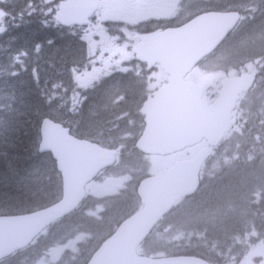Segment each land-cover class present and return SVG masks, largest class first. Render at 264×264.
Here are the masks:
<instances>
[{"label":"water","instance_id":"water-1","mask_svg":"<svg viewBox=\"0 0 264 264\" xmlns=\"http://www.w3.org/2000/svg\"><path fill=\"white\" fill-rule=\"evenodd\" d=\"M76 4L69 1L61 8L65 13ZM239 19L236 13L208 14L181 32L147 40L146 45L161 61L168 60V44L175 48L170 56L172 68L167 70L173 80L142 109L147 126L138 147L143 153L173 155L204 139L216 145L236 123L232 119L234 107L240 96L253 87L256 74L225 79L219 100L212 105H204L203 87L185 83L184 77L224 41ZM42 135L41 152H52L62 172L63 199L33 214L0 217V261L27 248L50 225L74 211L84 198L86 185L115 162L113 152L75 139L68 130L49 120L42 127ZM209 156V150L201 151L195 158L180 161L144 181L139 189L144 209L126 220L88 264H210L192 257L150 259L137 254V249L176 201L198 191L201 167Z\"/></svg>","mask_w":264,"mask_h":264},{"label":"trees","instance_id":"trees-1","mask_svg":"<svg viewBox=\"0 0 264 264\" xmlns=\"http://www.w3.org/2000/svg\"><path fill=\"white\" fill-rule=\"evenodd\" d=\"M36 2V8H39L38 0ZM41 21V15L25 16L24 20L20 22L19 28H11L9 32L0 36V68L10 70L12 55L20 50L28 52L27 72H22L17 77L0 73V141H2L0 142V216L32 213L55 204L62 196L61 176L56 170L52 156L39 154L41 122L46 118H51L55 122L70 126L68 123L70 117H62V112L57 108H51L52 106L46 101H48L47 98L54 89V85L59 82L63 83L67 79L69 69L83 67L86 61V47L79 35L70 36L71 42L68 41L66 35H63L62 45L52 47V44H48L49 34ZM37 44L42 45L39 53L35 52ZM58 48L63 53L62 62L57 67H51L48 63L51 62L53 54ZM263 55L264 47L260 56ZM33 68L37 69L39 84L33 79ZM77 118L84 126L90 127L88 122L90 117L85 110ZM73 121L76 120L73 119ZM76 134L81 139L89 136L84 132H76ZM3 136H7V138ZM8 139L9 141H7ZM2 146H6L5 148L8 150L6 149L5 152ZM252 164L240 163L239 172L244 171V174L247 175ZM235 173L234 170L232 174ZM213 181L214 183H211L212 186L209 188L211 190L210 198L201 204V217L206 223L205 227L200 230L186 228L174 230L173 228L170 231L175 234L184 233L191 238L190 243L202 248L190 253L186 250L173 253L168 247L158 249L152 243L155 233L164 234L166 232L155 229L141 247L143 255L152 257L165 256L158 255L161 253H167L169 256L189 255L206 259L212 264H219V256L213 254L211 249L219 250V239L225 238V235L229 234L234 238L241 232L239 229L219 230V222H217V217H214L215 212L219 210V178ZM206 190L205 184L202 191ZM134 196L136 198V194ZM125 206L126 209L130 207L126 204ZM117 210L120 214L125 211L124 208ZM113 215L120 216L117 213H112L110 217ZM157 243H162V241L157 240ZM98 248L99 245L91 248V253L80 258V263L86 264Z\"/></svg>","mask_w":264,"mask_h":264},{"label":"flooded vegetation","instance_id":"flooded-vegetation-1","mask_svg":"<svg viewBox=\"0 0 264 264\" xmlns=\"http://www.w3.org/2000/svg\"><path fill=\"white\" fill-rule=\"evenodd\" d=\"M66 1L68 0H52L49 6L55 9L53 14L59 11L61 4ZM77 1L81 4L75 13L78 14L79 21L86 22V25H75L70 28L56 27V34L61 36L57 40V47L62 45V35H66L70 42V36H73L70 32H75L74 36L81 37L86 47L87 59L85 67L77 68L74 71L79 77L78 83L80 84L77 95L79 99L89 102L93 100L116 101L122 104L115 109L116 113L113 116L107 117L104 114L105 118H111L120 124L122 130L120 139L122 140L119 139L116 147L122 151H126L132 146L137 148L138 140L144 131L145 119L140 113L141 108H138L161 86L170 81V76L164 71L161 64L154 62L153 56L141 53L139 60L135 49L145 38L153 34L158 35L169 30L181 29L204 14L226 11L241 14L239 25H242V31L240 35H247L249 31L246 29L253 17L264 12V9L262 11L258 9L257 2L259 0ZM223 45L218 47L211 56V58L216 57L218 69L216 78H207V73L199 69H195L187 77V81L205 87L204 99L209 103L219 99L221 90L219 52L224 47ZM62 58V50L58 48L55 52L57 65L61 64ZM191 76L200 79L206 78V82L195 80ZM238 108L239 105L234 112L235 118ZM114 139L116 141V138ZM207 147H209L208 142L203 141L188 149L184 155L192 158ZM216 148H213V151ZM110 181L117 182L118 180L110 179ZM141 208L142 204L139 203V209ZM241 259L236 264H240ZM249 260L248 263L243 264H264V254L259 258L250 257ZM0 264H13L12 258L1 261Z\"/></svg>","mask_w":264,"mask_h":264},{"label":"rangeland","instance_id":"rangeland-1","mask_svg":"<svg viewBox=\"0 0 264 264\" xmlns=\"http://www.w3.org/2000/svg\"><path fill=\"white\" fill-rule=\"evenodd\" d=\"M262 2L264 3V0H259L257 2L258 6L261 5ZM24 4L25 0H8V5L11 6V10L14 12H18ZM39 5V8H37V15H41L42 19V12L40 11L42 6L40 3ZM262 7L263 5L260 6V8ZM256 15L257 28L264 27V17L258 14ZM253 25V22H251L248 26L253 27ZM255 38L260 39L256 34ZM239 48L240 47L237 46L236 50ZM258 53L260 52L253 51L251 54L257 55ZM241 54L242 53L238 51H234L232 45L223 47L220 50L219 81L221 82L229 75L234 76L235 74L244 72L248 74L257 73L259 76L258 84L252 91V94L247 95L241 103L240 110L237 112V119L241 123L227 135V138L219 146L216 162L205 172L203 179L208 183H214L213 180L219 178V175L224 171L225 174L229 176L232 171V166L236 165L238 160H241V163H253L248 173L255 177L256 180H249L248 176L242 172L238 178L230 180L226 192H221L219 194L220 216L225 213L224 217L219 221V227H221V230L231 229V222L235 219L236 211L233 205H237L240 209L244 210L241 218L250 217L257 221H262L263 224L258 228L261 229V231H255L254 235L250 234L251 237L247 236V230L244 227L245 229H241V233L234 238L229 234L225 235V238H220L219 264H232L236 254L243 251H246L248 255L243 253L240 264L248 263L250 257L259 258L264 254V243L257 245L259 240H264V213H261L264 210V155H261L264 153V55L258 58H250L246 56L247 53H245L243 57ZM201 70L207 73V78H216L218 69L215 58L209 59L201 66ZM191 78L206 82V78L200 79L195 76ZM77 79L78 76L73 74L70 77L69 84L61 86V84L58 83L55 85L54 91H51L52 96L48 99L51 104L55 103V101L57 102L55 104L57 109L66 108L68 110L67 114L69 115L71 113H77L79 110L81 111L85 105L87 109L89 108L88 101H79L75 93L77 84H74V81ZM110 102L114 103V101ZM244 103L245 109L243 111ZM69 121L73 123L72 118H70ZM179 159H182V156L175 159L140 156L138 164L147 166L145 172L132 168L134 170L131 174H126L125 172L128 170L123 171V169L131 165L130 163L132 162H128L127 164L119 162L120 164L117 168L112 170L110 174L122 177L125 181L122 186L123 195L124 192L130 191L131 188L133 189L136 187L141 176L147 172H155L158 169L167 168ZM140 170H143V167H141ZM106 176L109 177L108 175ZM112 192L114 194L117 193L115 190ZM108 197L113 196L109 194V188L101 182L93 185L89 190L88 207L93 209V211L88 212L86 210V212H88V216L90 217L89 223L94 224L95 230L99 231L97 233V241L98 238L101 237V234L107 231L106 229H101V224L107 217V215L104 217L101 216V214L105 213V208L101 204L102 201ZM224 199L225 201L223 202ZM110 203L111 202H107V204ZM249 203L252 205L249 206ZM199 210H202V208L193 209L191 216L183 223L193 229L199 227L200 222L194 217V214ZM80 217L81 216L78 218L72 217L68 223L71 225L74 220ZM83 217L86 218L85 215H83ZM82 229L83 228L73 229L71 233H67L64 226L59 225L50 231H46L29 250L21 255L20 260L24 262L23 264H81L79 258L84 254L91 253L89 246L93 242L92 236ZM163 231H169L168 227H164ZM164 240L169 244H174V247H170L174 250H179L181 248L179 244L182 242L185 244L188 243V240L191 242V238L189 239L185 235L179 233H169L164 236ZM94 244H96V242H94ZM81 247L83 248L81 249ZM24 258H29V260H25Z\"/></svg>","mask_w":264,"mask_h":264},{"label":"snow or ice","instance_id":"snow-or-ice-1","mask_svg":"<svg viewBox=\"0 0 264 264\" xmlns=\"http://www.w3.org/2000/svg\"><path fill=\"white\" fill-rule=\"evenodd\" d=\"M52 0H39V3L41 5L44 4H49L51 3ZM36 0H25L24 6L18 11L14 12L11 10V6L8 5V0H0V5H5V6H0V36H3L11 28H19L21 26V21L24 20L25 16L27 17H32L35 14H38V10L36 8ZM42 12V16L44 19H42L41 23L45 26L48 27L49 25H52L57 28L61 27H71L70 25L67 24L65 20L62 19V12L57 11L55 14H53L52 9L48 8H41L40 10ZM71 34H75V32H70ZM54 41L49 40L48 44H53ZM42 45L37 44L35 46V52L39 53L41 50ZM27 57H28V52L25 50H20L18 52H15L12 55V62L9 66L10 70L0 68V73H7L8 75L12 77H17L21 75L22 72H27L28 71V65H27ZM33 73V79L35 82L39 84V77L37 73V69L33 68L32 69ZM55 87V85H54ZM43 96V92L41 93ZM50 103L49 101H46ZM42 127L47 123V120H42Z\"/></svg>","mask_w":264,"mask_h":264},{"label":"bare ground","instance_id":"bare-ground-1","mask_svg":"<svg viewBox=\"0 0 264 264\" xmlns=\"http://www.w3.org/2000/svg\"><path fill=\"white\" fill-rule=\"evenodd\" d=\"M248 2H249V1H248ZM244 3H247V2L244 1ZM242 4H243V3H242ZM242 4H241V5H242ZM242 6H244V5H242ZM246 6H247V4H246ZM242 10H243V9H242ZM245 10H247V9L245 8ZM243 11H244V10H243ZM242 13H245V12H242ZM262 50H263V49H262ZM252 53H253V52H252ZM253 55H254V54H253ZM254 56H255V55H254ZM2 83H3V82H2ZM6 84H7V83H6ZM1 88H3V87H1ZM0 91H1V90H0ZM37 99H38V98H37ZM28 100H29V99H28ZM30 100H31V99H30ZM30 103H31V102H30ZM31 104H32V103H31ZM21 107L23 108V106H21ZM26 107H27V106H26ZM39 107H40V106H39ZM28 108H30V107H28ZM25 109H26V108H25ZM41 109H42V107H41ZM41 109H40V110H41ZM22 110H23V109H22ZM22 110H20V111H22ZM28 111H29V110H28ZM8 133H9V132H8ZM12 133H13V132H12ZM0 134H1V133H0ZM2 135H4V134L2 133ZM9 135H10V134H9ZM12 136H13V134H12ZM12 136H11V137H12ZM3 137H4V136H3ZM13 137H14V136H13ZM4 138H7V136L4 137ZM17 140H18V139H17ZM7 141H9V139H8ZM0 142H2V141H0ZM0 146H1V145H0ZM5 147H6V146H5ZM5 147L2 146V149L4 148V151H5L6 149L8 150V148H5ZM9 148H10V147H9ZM1 151H2V150H1ZM4 151H3V152H4ZM5 152H6V151H5ZM1 153H2V152H1ZM2 155H4V154H2ZM4 156H5V155H4ZM1 159H2V158H1Z\"/></svg>","mask_w":264,"mask_h":264}]
</instances>
